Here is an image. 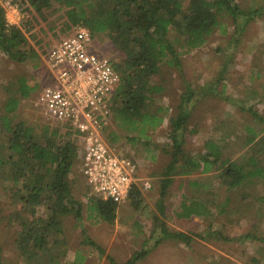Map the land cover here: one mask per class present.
Here are the masks:
<instances>
[{
    "label": "trees",
    "instance_id": "trees-1",
    "mask_svg": "<svg viewBox=\"0 0 264 264\" xmlns=\"http://www.w3.org/2000/svg\"><path fill=\"white\" fill-rule=\"evenodd\" d=\"M1 1L0 52L17 63L31 59L35 67L37 62H41V52L34 45L42 42L36 29L44 28V24L53 29L51 18L61 14L64 16V33L79 24L87 27L92 37H106L111 41L113 47L121 52L120 57L111 60L119 76L110 97L111 121L114 120L116 129L120 131L134 132L133 135L126 133L125 138L135 142L142 141L147 131L156 129L166 118L170 106L166 107L163 103L157 105L156 98L167 90V80L163 75L165 67L180 66L181 54L204 46L212 32L221 25L222 17L230 18L235 31L240 32L249 20L264 15V1L243 9L237 0H20L21 10L28 13L27 17H22L19 23H10L6 20ZM225 70L226 64L216 79L218 84L200 87L201 95L214 92L218 85L224 86ZM48 75L50 77V73ZM164 79V83H160ZM5 82L6 96L0 105V178L10 182L12 200L7 218L20 228L14 240L15 247L24 264H41L42 261L57 264L66 255L61 227L63 217L73 213L80 221L85 206L89 216L110 223L116 218L119 203L88 194V186L85 205L74 197L73 171L76 164H80L78 132L65 125L48 121L27 122L18 117L21 102L29 100L39 86L31 82L24 72H16ZM200 92L186 85L178 94L176 113L168 116L166 137L170 143L162 148L169 159L159 180L160 198L165 195L174 176L192 174L201 166L200 163L203 172L211 171L213 165L219 163L220 176L229 191L252 185L255 180L264 177V139L255 148V155L261 160L252 155L246 164L232 159L225 136L207 138L204 141L205 152L197 159L188 155L185 149L186 132ZM240 108L264 123V115L253 107L241 103ZM246 131L243 146L255 142L258 135L249 126H246ZM199 183L198 180H190L189 193L182 194L179 216H212V209L199 199L195 190ZM257 195L264 202V193ZM42 196L47 200L45 206L40 205ZM128 196L133 200L141 197L137 185L132 186ZM230 199L227 195L225 202ZM225 208L218 212L225 213ZM155 218V244L164 238L186 245L193 240L192 234L171 230ZM210 227L208 225L203 233L196 235L203 240H208L212 234L222 235L219 229L212 230ZM82 233V243L104 254V248L92 240L84 229ZM50 237L59 242V247L51 243ZM250 237L261 242L260 252L264 254V236L248 232L240 235L239 239ZM223 238L232 239L228 236ZM150 250L151 247L142 246L121 263L110 255L106 258L111 264H136Z\"/></svg>",
    "mask_w": 264,
    "mask_h": 264
},
{
    "label": "rangeland",
    "instance_id": "rangeland-1",
    "mask_svg": "<svg viewBox=\"0 0 264 264\" xmlns=\"http://www.w3.org/2000/svg\"><path fill=\"white\" fill-rule=\"evenodd\" d=\"M237 1L243 9H247L264 0ZM1 3L8 22L19 23L22 17H27L28 13L21 10L20 0H2ZM51 19L54 23L53 29L46 27V24L44 28L36 29L42 42L38 44L31 39V43H35V49L41 52V62H37V66L33 67L34 61L31 59L17 63L0 52V105L6 96L5 81L16 72L26 73L31 82H36L39 86L31 93L30 99L22 101L19 106L18 117H23L27 122L46 121L36 111L33 99L50 79L43 50L47 52L64 35V16L61 14ZM93 42L91 49L106 54L111 60L120 57L121 52L113 47L108 38L95 36ZM180 59V66L164 68L167 90L156 96L157 105L163 103L170 108L163 122L156 129L147 131L144 138L147 140L127 141L125 134L135 133L116 129L114 120L105 132L107 142L119 154L138 161V174L140 178L149 179L151 187L140 188L141 197L136 200L128 196L119 203L113 222L89 216L85 206L80 221L75 219L73 213L63 217L61 227L66 255L57 264H111L106 258L107 255L121 263L142 246L151 247V250L136 264H263L261 242L251 237H239L248 232L264 236V202L257 198V194L264 193V177L255 180L252 185L229 191L224 184L225 180L220 176L219 163L213 165L214 168L209 172H203L200 163L201 166L192 174L174 176L163 198H160L159 180L169 159V155L162 148L170 143L166 137L169 129L168 116L176 113L179 92L186 85L198 93L201 86H214L225 64L224 86L218 85L212 93L201 95L200 92V98L195 101L188 122L185 149L189 156L197 159L205 152L204 141L207 138L225 136L232 159L246 164L247 159L253 155L261 160V157L255 155V148L264 139V123L255 120L240 105L242 103L244 106H251L264 115V15L249 20L240 32L235 31L230 18L222 17L221 25L212 32L205 45L181 54ZM164 81L165 79L160 83ZM246 126L258 135L255 142L243 146ZM73 176V195L85 205L87 185L79 164L74 167ZM71 177L69 176L70 179ZM192 179L200 181L195 190L199 193V199L212 209V216L184 217L177 214L181 210L182 194L189 193ZM9 184V181L0 178V264H24L14 243L20 228L7 218L11 210L9 202L12 200ZM227 195L231 199L225 202ZM40 201L41 206L47 203L44 196ZM223 207H226V212L219 213V209ZM155 217L171 230L192 234L193 240L186 245L172 238H164L155 244ZM208 225H211L212 230L219 229L222 235L212 234L208 240L199 238L196 233H203ZM82 229L104 248V254H100L91 245L82 243ZM224 236L232 239L225 240ZM50 238L51 243L59 247V242L53 237ZM41 264L47 262L42 261Z\"/></svg>",
    "mask_w": 264,
    "mask_h": 264
},
{
    "label": "built area",
    "instance_id": "built-area-1",
    "mask_svg": "<svg viewBox=\"0 0 264 264\" xmlns=\"http://www.w3.org/2000/svg\"><path fill=\"white\" fill-rule=\"evenodd\" d=\"M91 31L73 25L43 57L50 81L33 99L38 114L78 132L79 165L89 194L121 203L132 186L149 189L139 163L119 154L105 132L111 123L110 97L119 76L106 54L91 49Z\"/></svg>",
    "mask_w": 264,
    "mask_h": 264
},
{
    "label": "crops",
    "instance_id": "crops-1",
    "mask_svg": "<svg viewBox=\"0 0 264 264\" xmlns=\"http://www.w3.org/2000/svg\"><path fill=\"white\" fill-rule=\"evenodd\" d=\"M140 188H142L141 186H138V189L140 190ZM170 188V187H169Z\"/></svg>",
    "mask_w": 264,
    "mask_h": 264
}]
</instances>
